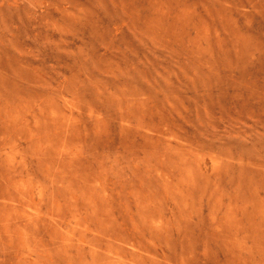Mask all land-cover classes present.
I'll use <instances>...</instances> for the list:
<instances>
[{
    "label": "rangeland",
    "instance_id": "rangeland-1",
    "mask_svg": "<svg viewBox=\"0 0 264 264\" xmlns=\"http://www.w3.org/2000/svg\"><path fill=\"white\" fill-rule=\"evenodd\" d=\"M0 264H264V0H0Z\"/></svg>",
    "mask_w": 264,
    "mask_h": 264
}]
</instances>
